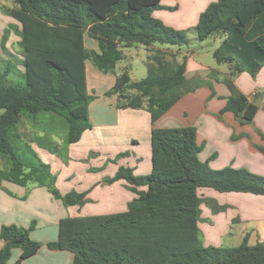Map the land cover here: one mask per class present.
<instances>
[{"label":"trees","instance_id":"trees-1","mask_svg":"<svg viewBox=\"0 0 264 264\" xmlns=\"http://www.w3.org/2000/svg\"><path fill=\"white\" fill-rule=\"evenodd\" d=\"M160 7L156 0H14L7 12L20 24L23 80H9L8 65L0 71V159L9 163L0 170V180L46 186L65 206L86 202L85 192L61 193L54 187L40 159L35 166L20 157L11 143L18 136L13 131L23 117L50 112L65 118L67 142L79 141L91 127L86 60L103 73L113 72L124 57L123 48L188 42L184 31L153 16ZM193 29L200 41L224 36L213 51L217 63L228 64L223 82L230 94L219 116L230 111L240 124L251 122L258 106L236 88L233 77L242 72L254 77L264 66V0L212 2ZM85 36L96 42V49L86 46ZM146 67V76L138 81L126 71L117 75L106 95H116L118 109L148 111L150 173L134 175L132 168L119 166L104 183L126 181L136 194L126 208L62 218L57 239L47 246L70 251L72 264H264V242L248 244V233L238 245L227 247H205L198 238V189L264 196V175L231 166L212 169L198 158L201 145L193 126L155 127V120L188 91L183 88L186 64L160 48L148 56ZM34 224L0 227V264H6L13 248L21 250L13 264L37 252L40 243L30 237Z\"/></svg>","mask_w":264,"mask_h":264},{"label":"crops","instance_id":"crops-1","mask_svg":"<svg viewBox=\"0 0 264 264\" xmlns=\"http://www.w3.org/2000/svg\"><path fill=\"white\" fill-rule=\"evenodd\" d=\"M156 1L161 5L173 3V0ZM175 1L182 4L178 13L184 7L185 14L183 16L178 14L176 17L173 14L174 17L170 19L162 12L159 18L164 22H171L173 27L180 29L186 25L194 26L208 2L207 0L205 2L201 0ZM197 7L202 11H198ZM157 11H153L154 17ZM85 43L86 46L96 49V42L87 36H85ZM183 56L186 64V81L191 83L195 80V83L189 85L188 92L184 93L168 111L155 120L154 126L157 128L193 126L196 130V142L201 145L198 158L201 161H208L212 169L231 166L249 169L264 175V66L254 77L247 72H242L234 78L236 88L253 99L258 106L253 120L240 124L230 111H225L219 116V112L226 103L225 98L230 94L227 85L222 80L228 72L223 68H213L206 63L192 59L193 54L185 53ZM181 58H178V61L181 62ZM211 69L216 70V76L210 74ZM116 76L115 69L113 72L103 73L90 60L85 61L86 87L88 94L92 96L88 106V117L92 125L83 131L79 139L81 141L87 135L90 143L87 144V148H105L108 145V148L115 150V156L118 153V147L122 145L120 138L126 137L127 140L130 138L132 144L138 142L135 134L138 129H141L144 140L146 137L144 142L147 144L149 142L150 145L151 129L150 115L147 110L142 112L141 108L118 109L116 95H106V91L114 85ZM94 124L98 125L97 129L94 128ZM96 135L103 136V141L97 139L102 143L93 144L91 138ZM80 166L83 167L82 164ZM108 167L110 172L108 175L112 176L117 169V164L110 163ZM103 168L105 169V165ZM99 173L97 176L102 175V177L90 179L87 185H74L64 190L59 189L61 193L71 190L85 192L87 200L97 199L96 213H91L88 209H84L83 212L78 209L77 205L65 206L45 187L33 186L26 192V188L21 185L0 180V227L10 224L28 227L35 220L30 237L39 242L40 247L35 254L22 260L20 264H72L74 255L70 251L53 250L47 246V242L56 240L58 237L60 219L111 214L126 208L127 202L131 200L129 196L132 191L123 182L121 186H117L118 182L104 184L105 172ZM232 193L236 194L229 195L227 200L235 205V209L230 211L229 216L226 214L229 210L212 216L216 224L213 235H210L211 239L214 236L229 237L230 224L235 222L240 224L245 221L252 222L247 232L249 238L251 236L257 238L258 222L264 221V196L241 192ZM222 213H225V216H221ZM222 217L224 220L220 223ZM236 217L237 221H230ZM208 230L206 228V231ZM2 246L3 241H0V249ZM20 252V248H14L6 264H13L19 258Z\"/></svg>","mask_w":264,"mask_h":264},{"label":"rangeland","instance_id":"rangeland-1","mask_svg":"<svg viewBox=\"0 0 264 264\" xmlns=\"http://www.w3.org/2000/svg\"><path fill=\"white\" fill-rule=\"evenodd\" d=\"M202 1L205 2L206 0H201V2ZM207 1L205 7L217 0ZM13 6L14 0H0V71L5 69L6 65H8L10 68L8 76L9 80L13 82H22L23 54L20 43V24L7 12V10ZM181 7L182 4H180V2L173 0L171 5L163 4V7L154 9L153 11L158 10L155 14L157 19H160L159 14L162 12L167 14L166 16L168 18L172 19L174 15L176 17L178 14L181 16L185 14L184 7L180 13H178ZM196 9L198 10L199 8L197 7ZM198 11H202V9ZM160 20L169 27L184 31L188 38V42L180 46L155 43L151 46L136 44L131 47L123 48L124 57L115 66L116 75L126 71L132 81H138L144 78L147 73L146 62L148 61V56L150 57V55L160 48L168 50L169 53L173 51L177 62H180L178 61V58L182 57L181 60L184 59L183 54H193L192 59L206 63L213 68H223L228 72V64L217 63L213 57V51L220 45L224 36L218 34L200 41L196 36L193 25H186L184 28L180 29L173 27L171 22H164L162 19ZM210 74L216 76V70L211 69ZM235 77L236 76L233 77V81ZM194 83L195 80L191 83L186 81L183 88L188 89L187 87L189 85H194ZM90 97L92 96L90 95ZM141 110H143L142 112H146V109L141 108ZM89 123L92 125L90 120ZM97 126V124H94V128L96 127L95 129H97ZM16 131L18 132V136L12 137L11 143L17 154L31 165H39L38 159H40L43 164H46L52 175V184L58 190H64L74 185H87L90 183V179H96L97 177L101 178L102 175H97L100 174L99 172L103 171L105 172L104 176L110 177L108 175V173H110L108 167L110 163L113 165L117 164V169L119 166H128L132 168V173L134 175H147L150 173V145L149 142L148 144L144 142L146 137L144 140V135L142 134L141 129L135 131V134L138 137V142L136 144H132L130 138L129 140H127L126 137L120 138L122 145L118 147V153L116 156L114 152L115 150L108 148V145H106L105 148H87V144H90L87 135L84 136L81 141L68 143L66 120L61 115L55 113L40 112L36 115L35 119L23 117L13 133H16ZM102 138L103 136L96 135V137L91 139L93 140V144H96L102 143L97 141V139L103 141ZM80 164H82L83 167H81ZM103 165H105V169L103 168ZM8 167L9 163L6 164L5 160L0 159V170H6ZM2 180L15 183L7 178ZM114 182H118L117 186H121V183L123 182V184H126L129 189L126 181L122 179ZM16 184L21 185L19 183ZM24 184L25 185L21 186L26 188V192H28L33 186H42L46 188V186L30 184L29 182ZM123 187L126 188L125 186ZM233 194L236 193L218 192L211 188L198 189V195L202 198L200 213L198 215V238L203 246H236L242 241L243 236L248 232L249 226L252 223L251 221L237 224L235 220V223L230 224L231 228L229 230V237L214 236L212 237L213 239L210 237V235H213L214 225L216 224V220L212 216L218 212H225V210H229L226 212L227 216H229L230 211L235 209V205L229 203V200H227L229 195ZM135 196L136 194L132 191L129 197L132 199ZM97 204V199L91 200L89 198V200L86 199V202L83 205L78 206V209L81 211L88 209L89 212L96 213L97 211L95 210L98 208L96 206ZM221 216H225V213H222ZM222 220H224V217H222L219 222L221 223ZM32 222L35 223V220ZM258 224V236L257 238L251 236L248 239V244H255L257 241L264 242V221H259ZM203 227L204 229H202ZM206 228L209 230L206 231ZM216 240L218 241L216 242Z\"/></svg>","mask_w":264,"mask_h":264}]
</instances>
